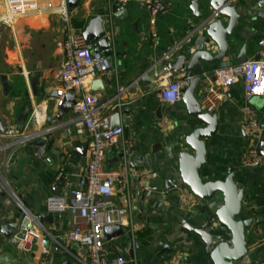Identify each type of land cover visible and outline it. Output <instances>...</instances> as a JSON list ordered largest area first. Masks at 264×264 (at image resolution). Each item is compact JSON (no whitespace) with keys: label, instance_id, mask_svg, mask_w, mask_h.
Segmentation results:
<instances>
[{"label":"crops","instance_id":"obj_1","mask_svg":"<svg viewBox=\"0 0 264 264\" xmlns=\"http://www.w3.org/2000/svg\"><path fill=\"white\" fill-rule=\"evenodd\" d=\"M109 1L68 0L66 6L70 19L82 22L84 31L89 21L99 14L103 15L104 23L108 20ZM161 1V8L165 9H160L157 16L156 42L150 37L145 0H128L123 8L125 13L117 16L121 11L114 17L112 44L115 58H112L115 76L103 80L107 87L102 101L108 104L117 91V84L125 87L119 97L125 104L120 116L124 135L107 151L105 164L128 167L127 184L115 189L112 198L124 222L121 226L128 228L132 236L108 238L105 233L102 254L107 264H118L119 257L124 258V264H163L170 252L181 256L180 264H213L201 237L184 229V224L201 227L208 213L215 212L224 203V196L218 192L209 201L196 197L191 200L189 187L179 176V154L186 150L185 136L201 125L189 115L182 99L166 104L159 98L163 84L183 76V71L176 73L162 67L161 59L171 50L174 51L167 59L172 63L181 56L188 59L198 49L199 36L208 38L207 30L197 31L195 35L191 31L213 10L209 6L210 0ZM195 1L202 18L194 16ZM4 2L0 0L1 13L5 10ZM42 2H51L56 7L61 0ZM236 4L242 20L232 35L231 54L220 64H238V54L243 46L247 60L259 56L258 42L264 35V0H238ZM35 14L18 18L12 28L14 37L8 25L0 32V63L3 51L7 50L18 55L23 66L22 71L20 65L18 68L13 66L18 71L15 74H19L17 80L8 72H0V122L6 127L3 133L6 136L33 129L29 119L37 104L46 109L47 116H55L58 112L55 109L57 97L50 96L54 92L50 75L62 61V50L55 44L58 39H63L66 24L61 23L64 18L57 11ZM221 19L228 20L223 16ZM72 29L77 31L73 26ZM16 44L17 50L11 51L12 47L16 49ZM205 48L213 54L218 50L213 42ZM201 66L203 70H210L204 74L197 90V97L206 111L204 96L216 85L213 72L218 65L208 66L201 61ZM158 72L161 75L156 77ZM96 80L99 78L94 77L92 84ZM245 103L241 79L217 101L212 113L217 114L219 128L212 138L204 140L207 156L201 176L205 182L222 181L231 167L235 169V183L243 192L241 218L253 219L246 242L252 250L254 264H264V164L257 167L243 164L245 150L250 144L242 126L241 110ZM249 103L256 109L262 127L264 96L254 97ZM108 108L105 106L103 113L107 114ZM71 117L70 110L62 120L63 126L46 137L42 154L38 153L36 141L9 153L5 177L12 194L0 199V264H33L44 256L45 250L50 264L89 263L86 250L68 239L73 225L82 223L71 214L52 213V218L42 222L47 231L44 234L49 242L47 247L37 241L25 252L19 246H13L2 233L6 223L18 221L24 211L35 216L46 213V199L56 194L54 190L61 174L66 182L75 183L84 171L87 142L85 137L75 134L74 127L69 124ZM162 118L169 124L162 125ZM263 144L264 128L256 140L259 151ZM78 149L80 155L76 152ZM65 184L60 193L65 192ZM207 230L215 237L221 235L223 240L231 238V232L217 218ZM244 261L250 264L249 260Z\"/></svg>","mask_w":264,"mask_h":264},{"label":"built area","instance_id":"obj_2","mask_svg":"<svg viewBox=\"0 0 264 264\" xmlns=\"http://www.w3.org/2000/svg\"><path fill=\"white\" fill-rule=\"evenodd\" d=\"M68 0H61L59 6L42 0H5V21L14 24L18 18L29 14H43L57 11L62 14L66 22V35L62 40V61L51 75V87L57 94L55 109L64 104L65 95L75 92V101L71 107L72 117L69 121L74 127V132L79 137H85L87 142V162L84 171L79 175L75 183L66 182L65 192L51 194L46 199V209L52 213H68L78 217L82 223H75L68 233V239L83 247L88 255L89 263L107 264L103 256L105 244V228L112 224L123 225V219L119 216V208L112 198L117 188H123L128 182V167H108L105 164L107 151L124 135L123 126L113 128L111 126V113L121 112L124 102L119 97L123 92L122 86L118 88L107 105L102 101L104 90L95 91L91 84L94 77L111 80L114 74L113 55L106 56L102 51H95L91 42L83 35V31H74L70 24V16L67 11ZM128 0H110L107 21L105 22L106 36L112 44L114 37V17L121 12ZM238 0H231L237 2ZM149 11L150 37L153 42L158 39L157 16L160 12L161 0H145ZM221 18L218 11H212L205 16L191 31L207 30L209 24ZM208 45L205 36H199L197 48L202 49ZM113 46V44H112ZM259 56L248 59L242 64L223 63L214 69L215 86H211L209 93L204 96L206 111L212 113L217 101L229 91L230 87L239 79L246 95V103L242 107V126L250 139L243 156L245 166L257 167L264 164V158L259 154L256 140L260 137L262 128L256 109L249 103L254 97L264 96V35L258 42ZM171 50L165 57L168 58ZM167 70V68H166ZM169 75V72L166 73ZM185 81L181 79H169L160 89L161 102L173 104L182 99V88ZM118 99L115 102V99ZM112 101H114L112 103ZM201 102V101H200ZM107 106L108 113L102 109ZM47 113L41 104L34 106L29 122L33 129L21 132L15 136H6L0 132V186L12 194L9 183L5 177V170L9 162V153L13 150L38 140L42 143L37 146L38 153L42 154L46 148L47 136L56 127H48L46 124ZM162 125H168L169 121L161 119ZM139 173V172H135ZM60 178H64L61 174ZM189 198H195L190 191ZM188 199V202H191ZM188 204V203H187ZM32 221L20 240L19 248L25 252L31 249L36 241L44 244L47 231L42 223L35 221V216H29ZM44 256L33 264H50L47 251ZM181 256L176 252H170L163 264H180ZM118 264H124L123 257L118 258Z\"/></svg>","mask_w":264,"mask_h":264},{"label":"water","instance_id":"obj_3","mask_svg":"<svg viewBox=\"0 0 264 264\" xmlns=\"http://www.w3.org/2000/svg\"><path fill=\"white\" fill-rule=\"evenodd\" d=\"M209 6L213 11H218L221 16L228 19L224 21L218 18L207 27L208 38L206 42L215 43L218 49L217 53L213 54L206 48H202L194 50L188 59L185 56H181L173 63L166 57H164L165 60L163 58L161 59V66L167 68V70L176 73L183 71V76L180 78L185 81V85L182 88V100L186 105L189 115L201 125L195 127L185 136L186 150L179 154L180 179L185 186L189 187V190L194 196L200 200L209 201L218 192H221L224 196V203L215 212L208 213L207 219L201 227H192L184 224V229L196 233L201 237L206 245V253L210 256L213 264H248L244 261L246 259L249 260L248 262L250 264H254L251 257L252 250L246 242V236L250 233L253 219L241 218L243 212V192L235 183V169L231 167L229 174L222 181L211 180L205 182L201 176L207 156L204 140L212 138L219 128L217 114L205 111L197 97V90L204 79V74L210 71L203 70L201 61L205 62L208 66H217L223 62L231 54L232 35L242 20L236 2H231V0H210ZM164 9L161 8V11ZM193 11L194 16L198 18L203 17L198 10L196 1L193 2ZM124 13V10H122L117 16H121ZM83 35L89 42H94L93 48L95 51H102L106 56L113 55V46L106 36V28L102 14L93 17L89 21L83 31ZM246 60L247 54L245 52V46H243L238 54L237 63L242 64ZM160 75L158 72L156 77ZM106 87L102 79L96 80L92 84V89L95 91L105 90ZM124 88L122 87V89ZM50 96L58 97L55 91ZM74 101L75 92H68L65 95L64 104L59 107L57 114L55 116H47V126L56 128L63 126L62 120L70 112ZM261 113L264 117V106L261 107ZM120 116L121 112L119 111L112 114L111 126L113 128L120 125ZM261 128H264V122ZM5 131L6 127L0 122V132L5 133ZM41 143L42 140L37 141L38 145ZM84 149L86 148L84 147ZM76 152L79 154L81 150L78 149ZM259 154L264 158V144ZM65 183V178L59 179L56 182V190L54 192L56 194L60 193ZM175 187H178V185ZM8 193L6 189L0 186V199L7 198ZM29 216L35 215L24 211L18 221L10 220L2 229V233L6 238L10 239V243L15 247H18L20 240L24 237L26 230L32 222ZM52 217V212L47 211L40 216H35V221L42 223L45 219ZM214 218H217L218 222L231 232V238L229 240H223L221 235L215 237L207 230V227ZM105 233L108 238L126 234L130 238L132 236L128 228L119 224L107 226ZM44 245L46 247L49 245L48 240L44 241Z\"/></svg>","mask_w":264,"mask_h":264},{"label":"rangeland","instance_id":"obj_4","mask_svg":"<svg viewBox=\"0 0 264 264\" xmlns=\"http://www.w3.org/2000/svg\"><path fill=\"white\" fill-rule=\"evenodd\" d=\"M4 8H5V10H3L2 13L0 11V32L2 31V29L5 28L4 26H7L8 25V27H9L11 33H12V36L14 37V33H13V29L12 28L16 25V22H17L18 19L13 22L14 24H11V25L9 24V22L6 23L5 20H4L5 15H6V11H7L6 10V7H5V2H4ZM63 22L66 24L65 20H62V18H61V23H63ZM63 27H66V25L63 26ZM64 33L66 34V28L64 30ZM65 34H64V36H65ZM64 36H63V38H64ZM62 40L61 39H58L56 41V44H55L56 45V48L59 49V50L60 49L62 50ZM17 45L18 44H16V49L12 47L11 51L17 50ZM2 56H3V59H1V63H0V72H3V73L8 72L7 74H10L11 77L14 80H17L19 74H15L18 71L13 66H16L18 68L19 65H20L21 71H22V68H23V66L20 64V60L18 59V55H16L15 53L13 55L12 53H8L7 50L6 51L4 50ZM3 66H6V68L3 69Z\"/></svg>","mask_w":264,"mask_h":264},{"label":"trees","instance_id":"obj_5","mask_svg":"<svg viewBox=\"0 0 264 264\" xmlns=\"http://www.w3.org/2000/svg\"><path fill=\"white\" fill-rule=\"evenodd\" d=\"M70 24L73 26V27H75V28H77V31L79 30V31H83V29H84V25H83V23L82 22H80V23H77L76 22V20H72V19H70Z\"/></svg>","mask_w":264,"mask_h":264},{"label":"bare ground","instance_id":"obj_6","mask_svg":"<svg viewBox=\"0 0 264 264\" xmlns=\"http://www.w3.org/2000/svg\"><path fill=\"white\" fill-rule=\"evenodd\" d=\"M5 20V19H4ZM5 22H7V21H5Z\"/></svg>","mask_w":264,"mask_h":264}]
</instances>
